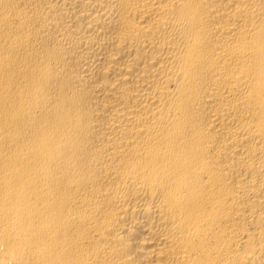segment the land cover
Returning <instances> with one entry per match:
<instances>
[{
  "label": "bare ground",
  "instance_id": "6f19581e",
  "mask_svg": "<svg viewBox=\"0 0 264 264\" xmlns=\"http://www.w3.org/2000/svg\"><path fill=\"white\" fill-rule=\"evenodd\" d=\"M0 264H264V0H0Z\"/></svg>",
  "mask_w": 264,
  "mask_h": 264
}]
</instances>
